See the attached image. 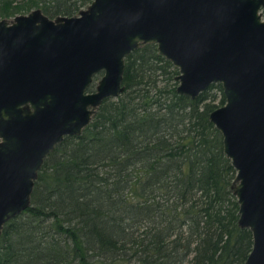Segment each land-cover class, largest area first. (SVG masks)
Here are the masks:
<instances>
[{
    "label": "trees",
    "instance_id": "trees-1",
    "mask_svg": "<svg viewBox=\"0 0 264 264\" xmlns=\"http://www.w3.org/2000/svg\"><path fill=\"white\" fill-rule=\"evenodd\" d=\"M90 2L0 0V18L73 15ZM177 74L153 42L125 57L124 90L49 152L29 206L4 224L0 264L243 263L252 235L238 224L235 169L208 117V90L223 103L222 88L190 98Z\"/></svg>",
    "mask_w": 264,
    "mask_h": 264
},
{
    "label": "water",
    "instance_id": "water-1",
    "mask_svg": "<svg viewBox=\"0 0 264 264\" xmlns=\"http://www.w3.org/2000/svg\"><path fill=\"white\" fill-rule=\"evenodd\" d=\"M263 14L264 0H91L73 15L0 18V234L29 206L45 157L124 90L125 57L153 42L178 69L177 92L220 84L225 102L208 117L252 235L242 264H264Z\"/></svg>",
    "mask_w": 264,
    "mask_h": 264
},
{
    "label": "rangeland",
    "instance_id": "rangeland-1",
    "mask_svg": "<svg viewBox=\"0 0 264 264\" xmlns=\"http://www.w3.org/2000/svg\"><path fill=\"white\" fill-rule=\"evenodd\" d=\"M262 16L264 17V14ZM12 18H13V15L7 16V19L9 20ZM99 76H100V73L98 74V77L96 79H98ZM208 95H209V98L207 100L212 101L214 104H216L217 105L216 107L222 105L225 102V97H224V102L220 103V99H222V93H221V90H219L217 86H213L209 88Z\"/></svg>",
    "mask_w": 264,
    "mask_h": 264
},
{
    "label": "flooded vegetation",
    "instance_id": "flooded-vegetation-1",
    "mask_svg": "<svg viewBox=\"0 0 264 264\" xmlns=\"http://www.w3.org/2000/svg\"><path fill=\"white\" fill-rule=\"evenodd\" d=\"M140 46V45H139Z\"/></svg>",
    "mask_w": 264,
    "mask_h": 264
}]
</instances>
